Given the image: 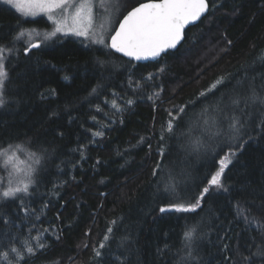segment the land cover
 <instances>
[{
  "label": "trees",
  "instance_id": "obj_1",
  "mask_svg": "<svg viewBox=\"0 0 264 264\" xmlns=\"http://www.w3.org/2000/svg\"><path fill=\"white\" fill-rule=\"evenodd\" d=\"M145 1L122 0L119 20ZM34 27L50 25L0 2V46L21 50L15 34ZM93 46L57 38L5 61L0 144L22 145L17 155L36 152L42 160L23 204L0 201V252L13 244L23 250L22 241L35 248L39 236L45 247L34 256L25 252L20 264H176L189 251L186 264H248L244 256L264 249V228L251 222L264 225V135L237 151L222 178L227 192L210 189L195 213L158 208L167 203L170 177L191 174L186 190L179 189L191 201L218 168L221 148L204 121L231 111L250 84L264 94V0H209L207 15L179 47L154 62L134 64ZM179 106L186 113L175 122L181 129L164 131L161 140ZM197 140L206 150L194 151ZM186 223L197 225L190 249L182 241ZM252 264H264V255L252 256Z\"/></svg>",
  "mask_w": 264,
  "mask_h": 264
},
{
  "label": "snow or ice",
  "instance_id": "obj_2",
  "mask_svg": "<svg viewBox=\"0 0 264 264\" xmlns=\"http://www.w3.org/2000/svg\"><path fill=\"white\" fill-rule=\"evenodd\" d=\"M6 4L12 5L18 12L25 16H34L38 12L48 14V19L53 23H58L52 13L56 9H61L62 12H68L69 8H75V14L71 15L72 21L70 26L67 25L68 17L58 23L55 32H71L78 37L90 39L92 43L104 45L117 53H121L125 57L134 60L156 59L162 53L169 49H175L180 41L183 39V33L186 26L199 20L209 10V0H150L147 3H139L134 6L123 19L119 21L118 28L112 29L114 34L108 36L110 43L105 42L103 35L97 38L93 29V0H83L77 3L76 0H4ZM103 3V0H100ZM25 31L18 32L16 39H21L25 36ZM47 39V37H45ZM31 47L38 48L39 44L32 43ZM10 49L0 46V107L5 105L3 91L5 88V81L8 78L7 70L5 68L6 53ZM162 71V69H161ZM151 79V76H149ZM223 83V78L217 80L216 84ZM213 85V88L216 87ZM264 89V85H262ZM95 89H93V92ZM211 91V89H209ZM207 93L201 92L200 96H206ZM151 99V97H149ZM132 100H128L127 104H132ZM112 107L119 111V106L115 101L112 102ZM231 111L220 109L221 116L214 118L209 123L205 120V125H208L206 134L210 135L212 139L218 141L217 147L221 148V152L215 155L214 163L218 164V168L210 175V179L206 180V186H203L199 194L194 200H186L184 195L179 190L180 185L183 184L186 190L187 183L191 179V174L182 172L181 179L170 177L169 181L165 183L163 191L168 195L167 203L159 206L160 213L176 212V213H195L197 209L202 207V201L210 189L228 191V188L223 183V176L225 170L233 163V158L237 151L243 147V144L254 136L264 135V94L256 91L254 85L250 84V94L247 96H240L239 94L234 98L230 105ZM99 111V108L97 109ZM185 113V107L179 106L177 114L173 115L169 112L171 119L167 122L166 128L162 129L160 136L161 140L165 139L163 132L175 135V130H179L182 124L175 123L177 120H182V115ZM182 135L185 133H181ZM94 135H102L100 132ZM206 143L203 140H197L194 146V151L199 152L202 148L206 150ZM223 147L227 150L223 151ZM24 151L22 145L9 144L4 147L0 144V158H3L2 164L5 168L12 163L17 152ZM11 152V155L9 154ZM222 153V154H221ZM160 156H164L163 150L159 152ZM28 158L32 160L33 164L29 165L24 171L22 178L13 182V177L18 176L22 171L16 165H13L12 171L8 173L7 186H0V201L12 199H19L23 204V197L30 195L29 189L32 185L37 183L34 176L37 175L38 170L34 165H40L42 155L36 152H28ZM83 158V157H82ZM160 170V165L157 164L153 170V175L156 176ZM0 185H3V180H0ZM23 194V195H20ZM185 219H193L192 217H185ZM248 219V217H245ZM256 225L257 231H261L264 225L259 221H251ZM115 223V222H113ZM108 233H112V228H109ZM197 231V225H188L186 223L182 234V241L185 248L190 249L193 239ZM264 235V231H261ZM37 243L35 248L27 242L24 244V249L17 248L14 244L10 246L9 251L0 252V264H20L28 256H34L37 249H43L45 245L40 242V237H35ZM109 239L108 235L104 236V240ZM104 243L100 244V248H104ZM227 252L228 246H224ZM101 253L96 251V256L99 257ZM264 255V249L257 248V251L251 256H244L243 259L252 264V256ZM11 256V258H10ZM191 251L188 255L181 257L176 264H186L187 260L191 258ZM225 259H231L225 256ZM235 264V262H233Z\"/></svg>",
  "mask_w": 264,
  "mask_h": 264
},
{
  "label": "rangeland",
  "instance_id": "obj_3",
  "mask_svg": "<svg viewBox=\"0 0 264 264\" xmlns=\"http://www.w3.org/2000/svg\"><path fill=\"white\" fill-rule=\"evenodd\" d=\"M0 2L6 4L4 2V0H0ZM76 2L80 3V2H83V0H76ZM121 3H122V0H103V3H101L100 0H93V29L96 33L97 38H99V36H101V35L104 36L106 43H108V40H109L108 36H110L112 34V32H113L112 29L115 28V25L119 20V13H120L119 11L121 8ZM6 5L11 7L12 9L16 10L12 5H10V4H6ZM18 13L20 14V16L22 18L30 19V20H33L35 18L42 16L47 20V22L50 25V28H48V29H44V28L40 29V28H35V27L34 28H25V29H22L26 33L25 36L21 39H16L18 32L21 31V29H20L15 34L13 44H14V46L21 44V45H23V47L21 50L18 48L17 49L12 48V50H10L8 53H6L7 58L11 55L14 56V54H16V56H17L18 51L23 52L24 50H28V47L29 46L31 47L32 43L39 44V46H49V45H52V43H54V41L57 38L64 39L66 37L74 38L78 43L80 42L84 46L94 45V46H98L101 48H108V47H105L104 45L92 43L90 39H85L84 37H78V36L72 34L71 32H67V33L56 32L55 35H51V33L55 32V29L58 26V23L62 22L65 17H68L67 25H65V26L71 25L72 21H71L70 17H71V15L75 14V8H69L68 12H62L61 9L54 10L52 15L58 23H53L52 20H49L48 14L44 13V12H38L34 16H25V15H22L20 12H18ZM45 37H47V39ZM7 58H6V60H7ZM9 154L11 155V152ZM2 161H3V158L1 160V163H2ZM32 163L33 162L31 160H29L27 158L20 157L19 155H16V157H14L12 163L9 164L7 166V168H5L3 166L6 171L3 175V178H2V172L0 173V180H3V185H0V186H3V187L7 186L8 173L12 171L13 165H16L17 167L22 169V171L19 173L18 176L13 177V182L15 183L16 180L23 177L24 171H26L28 166L32 165Z\"/></svg>",
  "mask_w": 264,
  "mask_h": 264
},
{
  "label": "water",
  "instance_id": "obj_4",
  "mask_svg": "<svg viewBox=\"0 0 264 264\" xmlns=\"http://www.w3.org/2000/svg\"><path fill=\"white\" fill-rule=\"evenodd\" d=\"M147 2H150V1H145V2H142V3H147ZM136 6H138V5H136ZM130 10H131V9H130ZM130 10H129V11H130ZM208 11H209V10H208ZM208 11H207L206 13H204V15L201 16V18H200L199 20H197L196 22H194V23L189 24L188 26H186L185 29H184V33H185V31H186L189 27H192V26L197 25V24L199 23V21L207 15ZM127 12H128V11H127ZM127 12H126L124 15H126ZM124 15H123V16H124ZM123 16L121 17V19H120L119 21H121V20L123 19ZM119 21H118V23H117V25H116L115 28H118V26H119ZM184 33H183V39H184ZM112 34H114V31L112 32ZM183 39L180 41V43L177 45V47H176L175 49H169V50H167L166 52L162 53L161 56H162V55H165L167 52H173V51H175V50L179 47V45L183 42ZM108 43H110V40H108ZM30 48H31V49H34L33 47H30ZM109 50H110L112 53H114L115 55H118L119 57H121V58H123V59H125V60H127V61H130V62H132V63H134V64H144V63H148V62H154V61H156L157 59H159V58L161 57V56H160V57H158V58H156V59H151V58H150V59H147V60H139V61H137V60L131 59V58H129V57H125V56H123L121 53H117V52H115L114 50H112V49H110V48H109Z\"/></svg>",
  "mask_w": 264,
  "mask_h": 264
},
{
  "label": "flooded vegetation",
  "instance_id": "obj_5",
  "mask_svg": "<svg viewBox=\"0 0 264 264\" xmlns=\"http://www.w3.org/2000/svg\"><path fill=\"white\" fill-rule=\"evenodd\" d=\"M25 55L27 54V53H24Z\"/></svg>",
  "mask_w": 264,
  "mask_h": 264
}]
</instances>
